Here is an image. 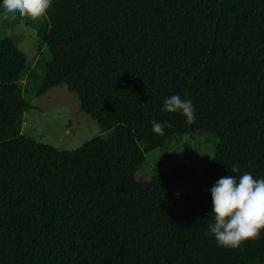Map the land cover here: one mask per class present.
Returning a JSON list of instances; mask_svg holds the SVG:
<instances>
[{
    "label": "trees",
    "instance_id": "1",
    "mask_svg": "<svg viewBox=\"0 0 264 264\" xmlns=\"http://www.w3.org/2000/svg\"><path fill=\"white\" fill-rule=\"evenodd\" d=\"M39 35L38 93L66 84L109 133L69 151L23 135L21 70L0 72V264H264V229L238 248L208 230L215 180L264 178V0H52ZM172 94L191 124L163 110ZM203 131L195 194L175 187L186 165L135 179L147 153Z\"/></svg>",
    "mask_w": 264,
    "mask_h": 264
},
{
    "label": "rangeland",
    "instance_id": "2",
    "mask_svg": "<svg viewBox=\"0 0 264 264\" xmlns=\"http://www.w3.org/2000/svg\"><path fill=\"white\" fill-rule=\"evenodd\" d=\"M43 21L44 16L31 19L0 14V72L21 70L23 98L34 106L24 112L22 134L57 150L69 151L97 136L107 137L109 132H104L80 109L76 93L66 84L38 93L46 63L51 59L39 35ZM215 141L213 135L204 131L174 136L145 155V162L134 177L142 182L150 179L155 168L169 175L173 168L186 165L191 172L180 174L175 187L195 194L198 175L213 158ZM4 185L0 177V195Z\"/></svg>",
    "mask_w": 264,
    "mask_h": 264
},
{
    "label": "clouds",
    "instance_id": "3",
    "mask_svg": "<svg viewBox=\"0 0 264 264\" xmlns=\"http://www.w3.org/2000/svg\"><path fill=\"white\" fill-rule=\"evenodd\" d=\"M52 0H0V14L13 17H43ZM163 110L178 112L191 124L195 120L194 107L190 99L172 94L163 100ZM170 121L151 122L152 132L163 136ZM233 165L232 173H239ZM211 204L208 212L212 222L208 230L218 247L238 248L247 239H255L264 229V178H254L252 173L226 175L218 178L208 189Z\"/></svg>",
    "mask_w": 264,
    "mask_h": 264
},
{
    "label": "crops",
    "instance_id": "4",
    "mask_svg": "<svg viewBox=\"0 0 264 264\" xmlns=\"http://www.w3.org/2000/svg\"><path fill=\"white\" fill-rule=\"evenodd\" d=\"M21 133H22V130H21Z\"/></svg>",
    "mask_w": 264,
    "mask_h": 264
}]
</instances>
